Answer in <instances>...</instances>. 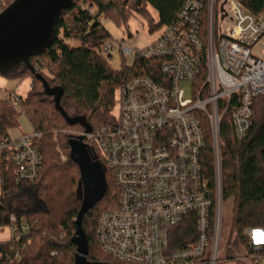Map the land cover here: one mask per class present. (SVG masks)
<instances>
[{
  "label": "built area",
  "instance_id": "obj_1",
  "mask_svg": "<svg viewBox=\"0 0 264 264\" xmlns=\"http://www.w3.org/2000/svg\"><path fill=\"white\" fill-rule=\"evenodd\" d=\"M11 1L0 0V13ZM242 1L187 0L173 24L149 45L134 50L117 44L122 57L158 62L161 78L131 79L116 93L113 124L73 134L97 151L118 191L116 208L100 214L95 232L101 253L111 260L217 263L222 217L219 123L230 112L235 139L243 140L251 125L252 101L264 95V55L252 53L255 47L264 51V9L252 14ZM115 45L104 43L101 52L110 56ZM181 82L191 83L192 98L184 97ZM12 103L17 107L16 97ZM203 118L213 140L212 187L201 166ZM39 137H0V188L2 160L13 165L17 185L38 178ZM187 218L194 223V242L169 250L170 230ZM27 232L23 218L9 217L0 227V260L20 257ZM246 236L254 250L264 247V229H248Z\"/></svg>",
  "mask_w": 264,
  "mask_h": 264
},
{
  "label": "trees",
  "instance_id": "obj_2",
  "mask_svg": "<svg viewBox=\"0 0 264 264\" xmlns=\"http://www.w3.org/2000/svg\"><path fill=\"white\" fill-rule=\"evenodd\" d=\"M186 1L76 0L57 20L55 36L47 50L29 58L33 73L19 65L7 74H0L13 80L30 79L24 97H17L19 112L12 96L0 98V137L9 136L8 131L16 129L18 117L24 115L31 125V133L40 135L35 144L42 156L38 178L19 185L13 177V165L2 160L0 227L6 226L10 216H15L27 222L28 232L21 241L25 246L20 257L12 261L1 259L0 264H73L76 248L71 239L81 205L80 174L69 159L67 144L75 136L65 134V130L76 128L91 132L113 124L117 107L115 94L125 83L136 77H150L155 82L161 78L158 62L140 57H135L132 65L122 62L118 70L111 69L101 54V46L113 40L101 20L125 24L136 14L147 22L148 31L154 32L172 25ZM242 4L252 14L264 9V0H243ZM151 12L157 17L156 24ZM58 93L60 111L54 104ZM251 108V125L241 141L235 139L230 112L219 123L221 201L222 206L230 202L231 219L227 254L220 260L217 258L216 264L264 253V247L254 250L249 246L246 236L248 229H264V95L253 99ZM203 129L205 147L201 166L212 187L214 148L206 118H203ZM57 147L64 153L63 161ZM90 155L104 169L106 193L101 201L106 204L100 207L98 202L82 218L88 245L86 259L99 264H123L103 255L96 242L99 216L116 208L118 191L97 151L90 150ZM112 187L116 193L109 197ZM195 237L193 220L187 218L170 230L169 250L187 248Z\"/></svg>",
  "mask_w": 264,
  "mask_h": 264
},
{
  "label": "water",
  "instance_id": "obj_3",
  "mask_svg": "<svg viewBox=\"0 0 264 264\" xmlns=\"http://www.w3.org/2000/svg\"><path fill=\"white\" fill-rule=\"evenodd\" d=\"M75 1L12 0L0 13V74H7L19 65L33 73L29 58L47 50L55 36L57 20ZM59 96L60 93L54 100L58 111ZM67 144L69 159L77 166L80 174L78 194L81 205L75 218V235L71 239L76 248L73 264H99L86 259L88 245L81 222L85 213L101 201L106 193L104 169L90 155L89 148L80 137L71 138Z\"/></svg>",
  "mask_w": 264,
  "mask_h": 264
},
{
  "label": "rangeland",
  "instance_id": "obj_4",
  "mask_svg": "<svg viewBox=\"0 0 264 264\" xmlns=\"http://www.w3.org/2000/svg\"><path fill=\"white\" fill-rule=\"evenodd\" d=\"M151 15L153 16L154 23L156 24L157 17L155 13L151 12ZM101 24L110 35L114 44H116L111 50L110 57L104 55L106 63L113 70H118L121 67L122 62H124V64L127 66L132 65L135 59L134 55L130 57H124L123 59H121V55L117 44L125 43L134 50L141 49L149 45L151 42H153L161 30L158 29L154 32H149L147 27V22L143 20L140 15H136V14H132L128 22L125 24L120 23L119 25H116L113 21L109 19H102ZM220 31L223 32V29L221 28ZM217 32L219 33V29L217 30ZM71 44L74 46L76 45V43H71ZM252 53H254L256 56L264 55V51H261V49L259 50V48L257 47L252 49ZM101 54L103 53L101 52ZM29 87H30L29 78L24 77L23 79L21 78L20 80H13L11 78L0 76V98L10 97V96H12V98L24 97ZM179 87L183 89L185 98L187 99L192 98L193 87L191 89V83L181 82ZM115 97H117V94H115ZM15 108H17L16 109L17 112L20 111L18 107ZM114 111L115 113H117V107L116 110ZM224 117L225 116L221 117V119ZM17 121H18V127L16 129H12L8 131V135L11 139H17L21 135L29 134L32 132L31 125L24 115H20ZM79 132L81 131H79L76 128L65 130V134L67 135H71ZM56 150L60 156V160L63 161L62 159L64 158L63 156L64 153L60 149H58V147ZM115 193L116 192L112 187V189L110 190L109 197L115 195ZM105 202L99 201L98 205L100 207H103V205L106 204ZM230 209H231L230 202L222 206V217H221V223L219 229V242H218V252H217V258L220 259L225 257L227 254L226 250H227L228 236L230 233V219H231ZM5 235L6 234L1 235V238H4Z\"/></svg>",
  "mask_w": 264,
  "mask_h": 264
},
{
  "label": "crops",
  "instance_id": "obj_5",
  "mask_svg": "<svg viewBox=\"0 0 264 264\" xmlns=\"http://www.w3.org/2000/svg\"><path fill=\"white\" fill-rule=\"evenodd\" d=\"M224 264H264V253H262L261 255L253 254L251 256H244L233 261H224Z\"/></svg>",
  "mask_w": 264,
  "mask_h": 264
}]
</instances>
